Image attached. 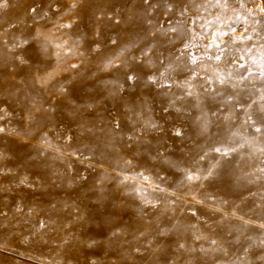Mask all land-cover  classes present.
<instances>
[{
  "label": "rangeland",
  "instance_id": "obj_1",
  "mask_svg": "<svg viewBox=\"0 0 264 264\" xmlns=\"http://www.w3.org/2000/svg\"><path fill=\"white\" fill-rule=\"evenodd\" d=\"M216 2L84 0L69 11V0H0V108L10 114L0 126L23 131V116L33 103L55 109L43 127L53 148L42 156L35 126L30 139L0 134V152L5 154L0 161V264H264V230L223 215L235 209L237 216L260 222L256 205L264 195V173L258 171L264 168V134L244 123L243 109L223 101L234 96L241 102L257 100L250 111L258 107L259 90L264 89V17L247 15L252 0H227V8L216 7ZM73 20L71 29L55 27L57 21ZM246 28L252 39L233 43V36ZM37 31L51 32L70 45L76 42L78 53H83L65 57V68L72 63L79 68L62 71L47 87L33 77L38 70L50 71L56 58H36L33 49L38 51L41 42L34 38ZM221 31L225 35L213 44V35ZM97 42L99 51H93ZM185 44L190 47L185 49ZM124 48L128 69L103 70L105 59ZM191 55L200 58L197 64L191 63ZM16 56L28 63L21 65ZM165 69L170 89L147 84L145 73L159 77ZM132 70L140 75L135 85L124 80V71ZM193 70L198 75L191 80L193 95L188 96V89L179 85ZM108 81H117L123 89L116 91ZM60 87L67 91L61 93ZM203 114L211 121L206 135L198 129ZM144 121L159 127L137 131ZM177 128L181 137L174 135ZM130 135L139 139L133 143ZM56 147L76 155L57 159ZM213 147L235 151L221 157ZM158 153L177 167L164 164L156 158ZM125 160L132 165L126 166ZM218 161L217 178L203 181V187L199 181L189 184L179 171L203 174ZM139 171L182 199L152 191L141 178L120 183L123 176ZM25 177L27 182L21 184ZM141 185L143 193L134 190ZM189 187L202 205L192 202ZM144 198L156 207L146 205ZM197 235L206 239L197 240ZM201 247L207 251L201 252Z\"/></svg>",
  "mask_w": 264,
  "mask_h": 264
},
{
  "label": "snow or ice",
  "instance_id": "obj_2",
  "mask_svg": "<svg viewBox=\"0 0 264 264\" xmlns=\"http://www.w3.org/2000/svg\"><path fill=\"white\" fill-rule=\"evenodd\" d=\"M83 2H84V0H69L68 10L72 11V10H75L77 8H80L83 5ZM149 2H150V0H143L144 4H149ZM252 4H253L252 8H246L247 15L250 17L254 16V15H259L261 17H264V0H252ZM215 6L220 7V8H227L228 7L227 0H223V3H221L220 0H217ZM241 7L243 8L245 6L243 4H241ZM169 10L171 11V6H169ZM31 11L36 12V9L32 8ZM217 18L219 19V17H217ZM108 19L111 20L112 17H109ZM74 23H76L75 20L68 22V23H61L60 21H57L55 23V27L58 30L71 29L73 27ZM98 23H103V22L98 21ZM116 23H120V21H116ZM245 23H247V19H245ZM252 31L255 32V28H253ZM233 32H235L234 29H233ZM101 34L102 33L100 31V28L97 27L95 30V35L97 37H99V36H101ZM153 35H155V33H153ZM224 35H225V33L222 31L214 34L212 43L215 44L217 38L223 37ZM34 38L41 41L40 45H39V50L37 51L36 49H33L37 59H39L41 56L47 57L50 55H54L56 58V64L54 67H52V69L50 71L46 70L43 74H39V70H38L37 74L33 77V81L35 83L39 84L41 87H47L53 80L56 79L57 76L60 75V73L62 71H67L69 69L75 70V69L79 68L80 65L76 64V63H72V64L68 65L67 68L64 67V63H65L64 58L65 57L83 55V53H78L77 48L74 46L76 42H73V44L70 45L68 40H62L59 37H55L51 32L42 33V32L37 31ZM232 39H233V43H235L237 41L243 42L245 40H251L252 37H251V35L248 34V29L246 28L244 32H241L239 34L234 35ZM22 43H27V41H23ZM112 44L116 45L117 41L112 40ZM209 46H211V45H209ZM12 47H13V49H15L16 47H19V45H13ZM29 47H31V46H29ZM189 47H190L189 44L184 45L185 49H187ZM92 50L93 51H99V42L96 43V47L93 48ZM125 51H127V48L121 49L116 55L106 58L103 65H102L103 70H108V69L114 68L117 71H120L121 69H128L129 64H128L127 59H122V57H124ZM149 51H150V49H149ZM183 54H184V52H183V50H181V55H183ZM144 55L147 56V51L144 52ZM15 59L18 60L21 65H26L28 63V60L24 56H16ZM133 59H135V58H133ZM177 59H179V57H177ZM199 59L200 58L195 56V55L190 56V60H191V63L193 65L197 64ZM215 59L217 61H220L221 56L217 55L215 57ZM152 63L153 62L151 59L147 60V64L151 65ZM161 63H163V62L161 61ZM243 66L244 65H242V64L240 65V67H243ZM166 73H167V69H165V72H161L159 77H157V75H155V74L145 73L147 84L155 85V86L160 87V88H169L170 89L172 87V83L168 82L170 77L168 75H166ZM249 74H251V73H249ZM123 75H124L125 83L130 82L131 84L135 85L140 80V75L135 70L124 71ZM197 75H198V73L193 70L192 76L187 81H185L184 83L179 85V87L188 89V91L186 93L188 96L193 95V91L191 90V80L195 79ZM215 75L221 84L225 83V79L222 76H220L219 74H215ZM229 75H231V74H229ZM260 75L262 78H264V64H261ZM244 79H247V77H241V81H243ZM107 83H112V84L116 85V91H121L123 89V85L118 84L117 81H108ZM209 83H211V81H209ZM234 87H235V85H234ZM59 91L61 93H64L67 90L63 87H60ZM205 91H209V90L205 89ZM259 91H260V94L258 96L259 104H258V107L254 111H250V110L253 109V105H257V100H251V102H241L240 100L236 99V97L229 96L223 102L225 104H231L233 109H237V110L243 109L245 111V116H246V120L244 121V123L252 126L256 133L264 134V89H260ZM115 94H116V92H110V95H115ZM234 100H235V103L233 104L232 102ZM143 103L146 104L147 101H143ZM88 107L90 108V107H92V105H88ZM165 110H167V109H165ZM54 111H55L54 108L49 107L48 109H44L42 105H37L36 103H33L32 106L27 109V111L25 112V114L23 116V119L26 121V126H25L23 131H18L15 128L7 129L4 126H0V134L15 135L21 139H24L25 137L30 139L34 135L33 126H35V129L40 132L39 140L41 141V143L39 144V147H38V154L42 156V155H44L45 149L53 148L51 141L48 139V132L43 131V127L47 124L48 121L53 119L51 113ZM177 111H180V109H177ZM0 113H3V115H0V120H4L8 115H10L3 108H0ZM136 115H139V114H136ZM212 115H216V112L213 111ZM230 118H231L230 116H225V119H230ZM114 123H115L116 128H119L121 126L119 121H115ZM210 123H211V121L207 117V114H203L202 117L200 118V122L198 124L199 133L201 135L208 134ZM158 127L159 126L154 122L144 121L143 122V129H137V131L157 129ZM49 130L51 131V129H49ZM89 131H90V129H89ZM174 135L176 137H181L183 135V133L180 131L179 128H177L175 130ZM234 135H235V133H234ZM65 139L67 141H72L73 137L72 136H66ZM138 139H139V137L135 136V135H130L128 137V140L132 141L133 143H135ZM129 147H131V145H129ZM54 150L57 153H59V155L56 157L57 159H63L65 157V155H67L68 157L76 155L75 152L65 153V152L61 151V149L59 147H56ZM211 151L220 154L221 157H227L229 155V153L232 151H235V149L213 147L211 149ZM260 151L262 153H264V148H261ZM204 155L206 156L207 152H205ZM156 158L160 159L164 164H167L170 167H177V165L174 162L168 160V158L164 155V153H158ZM4 159H5V154L3 152H0V161H2ZM84 159L87 160L89 158L85 157ZM200 159H204V156H201ZM80 162L83 163L84 161L81 160ZM124 164L126 166H131L132 160H125ZM218 166H219V161L217 162V164L208 168L206 170V172L203 174L200 173L199 171L193 172L189 169H179V171L183 172L185 179L189 182V184L199 181V182H201L200 186L203 187V181H211V180H214L217 178L216 168ZM68 167L70 168L71 165L69 164ZM89 167H93V165L89 164ZM106 171L107 170H105V172ZM258 171L261 173H264V168H259ZM78 175H79V173H78ZM80 178L82 180H85V181L87 180V177L81 176ZM137 178H141L143 182H147L148 187L151 188L152 191L167 193V190L164 187H161L160 183H153L151 176L146 175L145 172H143V171H139L131 177L123 176L120 183L125 184L128 180L135 181V180H137ZM158 179L160 181H163L164 177H158ZM237 179H240V178H237ZM26 182H27V177H25L24 179H22L20 181L21 184H24ZM29 186L31 187V185H29ZM69 186H71V185L69 184ZM134 190L137 192H140V193H143L145 191V189L142 185L137 187ZM188 194L191 196V200L194 204L202 205L204 203L203 200L197 198L196 193L192 191L191 187H189ZM167 195L168 196H177V194L175 192L167 193ZM253 195H255V194H253ZM180 199H182V197L177 196V200H180ZM185 202L187 203V201H185ZM144 203L146 205H151L153 208L156 207V204L153 203V201L148 200L147 198H144ZM222 203L227 204L228 201L225 200ZM256 207L261 209L260 222L258 224L256 223L255 220L245 219L243 216H237V212L235 209H233L231 212H224L223 215L225 218L233 217V218L239 219L243 223V225H245V226L253 225L260 230H264V195H262L260 197V203H258L256 205ZM189 210L191 211L193 216L197 215L196 210H194L192 208H190ZM215 211L221 212L222 209L216 208ZM41 226H43V222H41ZM159 234L161 236H164L165 232L163 230H161ZM113 235H116V232H113ZM141 235H144V233L142 232ZM196 239L201 240V239H206V237H204L202 235H197ZM260 243L262 246H264V240H261ZM211 244L216 245L217 241L212 240ZM178 247L180 249H184L185 245L183 243H179ZM222 250L225 252V255H227V250L226 249H222ZM137 251H139V249H137ZM154 251H156V250H154ZM191 251H195V249H191ZM200 251L206 252L207 250L205 248L201 247ZM260 259L264 260V256H261Z\"/></svg>",
  "mask_w": 264,
  "mask_h": 264
},
{
  "label": "bare ground",
  "instance_id": "obj_3",
  "mask_svg": "<svg viewBox=\"0 0 264 264\" xmlns=\"http://www.w3.org/2000/svg\"><path fill=\"white\" fill-rule=\"evenodd\" d=\"M235 32H236V30H235Z\"/></svg>",
  "mask_w": 264,
  "mask_h": 264
}]
</instances>
